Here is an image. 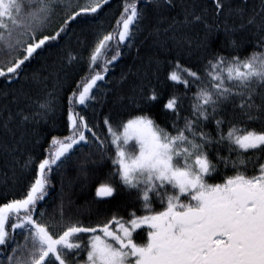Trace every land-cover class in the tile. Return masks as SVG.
I'll list each match as a JSON object with an SVG mask.
<instances>
[{
	"label": "snow or ice",
	"instance_id": "obj_1",
	"mask_svg": "<svg viewBox=\"0 0 264 264\" xmlns=\"http://www.w3.org/2000/svg\"><path fill=\"white\" fill-rule=\"evenodd\" d=\"M109 2L77 5L79 10L66 11L63 23L50 32L57 10L71 9V0H0L4 89L19 82L23 67L66 41L62 59L79 63L82 53L70 47L74 30L91 25ZM246 4L243 0L236 9L241 30L255 20L250 17L244 24ZM178 6L183 19L173 17L169 27H204L197 47L205 55L198 66L176 63L165 73L166 99L157 86L139 84L122 97L127 103L121 119L114 121L109 114L97 124L94 115L90 122L87 110L98 102V82L105 80L142 20L149 11L162 16ZM223 11L231 12L232 4L213 0V15ZM257 15L262 34L245 55L243 41L228 25L214 48L211 41L220 26L191 11L186 0L181 5L177 0H122L115 27L97 30L87 75L66 97L67 134L52 137L48 156L39 161L19 198H0V255L10 253L0 264H264V4ZM162 100L160 124L150 110ZM55 108L50 92L36 108L16 115L21 126L39 124ZM11 120L9 114L2 124L8 132ZM84 149L85 162L96 163L93 156L111 160L114 170L108 179L117 183H100L96 196L108 202L126 193L128 199L118 205L124 213L94 224L66 220L62 212L59 220L47 218L42 202L53 166L63 167ZM31 163L29 157L24 166ZM56 224L61 231L53 230Z\"/></svg>",
	"mask_w": 264,
	"mask_h": 264
},
{
	"label": "trees",
	"instance_id": "obj_2",
	"mask_svg": "<svg viewBox=\"0 0 264 264\" xmlns=\"http://www.w3.org/2000/svg\"><path fill=\"white\" fill-rule=\"evenodd\" d=\"M64 2L67 3L68 0ZM91 2L92 0H71L73 6L71 9L61 6L53 18L49 31L56 30L63 23L66 11L79 10L77 5ZM184 2L185 0H177L178 5ZM186 2L191 11L203 15L208 22L220 26L221 30L211 41L214 48H218L219 42L224 39L223 26L228 25L236 29L235 38L243 41V53L251 54L262 34L259 31L262 21L257 14L261 12L264 0H247L242 13L243 22L247 25L248 18L253 16L255 20L243 30L240 29L241 13L236 11L238 7L243 6V0H226L232 4V11H223L218 16L213 15V0H186ZM121 11L122 0H110L95 15L91 25L78 26L74 30L70 47L74 53H82L79 63L68 65L62 59L63 49L69 44L66 41L59 48L45 52L26 67L22 66L23 75L11 89H4V81L0 78V198L5 196L8 199L19 198L33 181L39 161L48 156L52 137L62 138L67 134L66 97L87 75L88 53L93 46L97 30L111 31ZM173 17L183 19L182 7L171 9L162 16L149 11L139 25V31L134 32L129 45L122 48L120 58L109 65L110 71L105 76V80L98 82L100 85L98 102L94 108L87 110L90 122L94 115L97 124L109 114L114 121L121 119L126 112L124 105L127 103L122 97L131 94L132 88L139 84L157 86L166 99L169 82L165 81V73L171 71L176 63L185 67L198 66V60L205 55L203 50L197 47L199 39L204 34L203 25L176 24L169 27ZM223 54L226 55L227 52ZM4 59L0 55V63H3ZM5 92L7 95L4 94ZM50 92L56 97V108L49 114L47 120H41L39 124L21 126L20 117L16 113L21 109L29 112L32 108H36L38 102L43 101ZM162 103L163 100L160 106L150 110V114L160 124L164 123L161 119ZM28 104H31V108L26 107ZM9 114L13 116V120L9 121L11 132L2 127ZM105 134H101L102 138ZM86 151V149L77 151L61 168L53 166L46 203L42 202V210L46 212L47 218L59 220L62 212L66 220L94 224L110 218L117 211L120 214L124 213V209L118 208V205L128 199L126 193L121 192L113 198H107L108 202L96 196V188L100 183H117V180L108 179L109 171L114 170L111 160H101L98 156H93L92 159L96 163L85 162ZM112 154L114 156V148ZM29 157L32 163L25 167ZM53 230L61 231L62 225H54ZM18 239L23 244V238L18 237ZM7 254L10 253L5 252L0 255V260H3Z\"/></svg>",
	"mask_w": 264,
	"mask_h": 264
},
{
	"label": "rangeland",
	"instance_id": "obj_3",
	"mask_svg": "<svg viewBox=\"0 0 264 264\" xmlns=\"http://www.w3.org/2000/svg\"><path fill=\"white\" fill-rule=\"evenodd\" d=\"M59 163V162H58Z\"/></svg>",
	"mask_w": 264,
	"mask_h": 264
}]
</instances>
